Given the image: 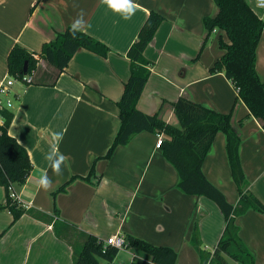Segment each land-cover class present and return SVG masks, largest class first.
Here are the masks:
<instances>
[{
    "label": "crops",
    "instance_id": "obj_1",
    "mask_svg": "<svg viewBox=\"0 0 264 264\" xmlns=\"http://www.w3.org/2000/svg\"><path fill=\"white\" fill-rule=\"evenodd\" d=\"M248 2L264 20V6L257 0ZM135 3L139 7L126 20L101 0H0V83L10 77L8 56L15 44L41 51L57 32L71 26L81 8L86 13L81 27L110 48L106 56L80 48L62 72L41 59L32 81L11 77L14 83L1 95L11 101L8 107L14 112L9 132L26 147L33 166L25 183L14 186L17 200L32 213H24L10 226L12 213L0 210V264H73L85 235L105 240L117 233L171 246L178 255L176 264H201L190 242L195 222L206 249L213 251L221 238L226 224L222 211L212 199L178 188L179 173L156 146L157 133L142 131L118 146L110 158L102 157L121 124L118 101L130 73L129 47L152 10L165 19L145 50L151 73L138 108L179 125L174 102L181 96L223 113L232 110L237 96L223 71H210L222 55L218 38L227 39L226 33L216 29L198 55L207 35L204 17L218 12L214 0ZM256 68L264 79V31ZM248 114L246 104L239 101L232 124L241 135L240 156L248 188L264 203V128L253 115L240 125ZM226 141V134L219 131L203 170L236 204L240 196ZM60 154L66 160L62 173L55 175L50 164ZM96 159V175L90 181L77 178L58 194L60 213L54 214L52 192L74 175L86 176ZM42 174L52 182L48 190L38 186ZM4 200L0 184V203ZM236 222L255 264H264V214L250 209ZM126 253L125 263L119 253L115 260L131 264L134 255L151 259L134 247Z\"/></svg>",
    "mask_w": 264,
    "mask_h": 264
},
{
    "label": "trees",
    "instance_id": "obj_2",
    "mask_svg": "<svg viewBox=\"0 0 264 264\" xmlns=\"http://www.w3.org/2000/svg\"><path fill=\"white\" fill-rule=\"evenodd\" d=\"M214 1L218 12L204 17L207 35L198 55L216 29L226 33L227 39L222 35L218 38L222 55L217 58L210 71H223L233 82L237 96L232 110L227 113L218 112L181 96L174 102V111L179 120V125H174L158 113L148 114L138 108V101L151 73V62L146 58L145 50L165 19L162 14L152 10L129 47L127 54L130 73L123 95L118 101L121 124L110 148L102 157L110 158L118 146L127 144L134 135L142 131L164 134L161 149L179 173L178 188L186 194L212 199L225 218L223 234L213 251L204 247L198 223L195 222L190 242L198 250L201 264H255L253 252L240 236L236 218L250 209L264 214V203L248 188L249 182L240 156L242 139L233 127L232 119L237 103L243 101L249 114L240 120V125L249 115H253L262 121L264 128V79L256 68L257 47L264 31V20L248 0ZM70 27L57 32L55 38L44 43L39 52L29 51L22 45L15 44L8 56L9 76L29 83L41 59L47 60L62 72L80 48L102 56L110 51L107 44L85 31L77 33L76 38H73ZM26 62L27 71H24ZM13 118L14 112L9 107L0 109V184L5 189V200L0 203V210L8 209L12 213L10 226L24 213H32V210L27 209L12 195L11 188L24 184L33 166L26 147L9 132ZM219 131L227 136L228 161L240 196L236 204L228 201L224 192L207 178L203 170L204 160ZM96 161L97 159L86 176L74 175L52 192L54 214L60 213L58 194L65 192L77 178L90 181L96 175ZM124 236L128 248H138L151 256V259H145L134 255L131 264H176L178 255L171 246L155 245L132 234ZM119 252L117 247L104 246V240L98 236L87 234L82 246L74 252L73 264H102L103 261H113Z\"/></svg>",
    "mask_w": 264,
    "mask_h": 264
},
{
    "label": "clouds",
    "instance_id": "obj_3",
    "mask_svg": "<svg viewBox=\"0 0 264 264\" xmlns=\"http://www.w3.org/2000/svg\"><path fill=\"white\" fill-rule=\"evenodd\" d=\"M101 2L107 5L111 10L119 12L124 19H131V17L135 14L137 8L139 7L135 0H101ZM74 8H79L78 3H74ZM86 15L84 10L81 8L77 12V16L74 19L73 23L70 27V34L73 38H76L77 33H82L85 30V27H81L84 24L83 17ZM59 139V137H58ZM47 159H51L50 156L46 157ZM66 157L63 154H60L56 159L55 163L50 164V167L55 175H60L62 173V165L65 163ZM51 180L47 177L46 174H42L39 182V187L44 190H48L51 187Z\"/></svg>",
    "mask_w": 264,
    "mask_h": 264
},
{
    "label": "built area",
    "instance_id": "obj_4",
    "mask_svg": "<svg viewBox=\"0 0 264 264\" xmlns=\"http://www.w3.org/2000/svg\"><path fill=\"white\" fill-rule=\"evenodd\" d=\"M257 2L260 6H264V0H257ZM13 83H14V79L11 77H8L5 81H2L0 83V109L11 105V101L10 100L4 101L1 95L3 94L6 95L8 91V86L12 85ZM163 138H164V134H158V140L156 143L157 147H161ZM11 189H12L13 197L17 199L16 193L14 191V187ZM106 245H112L114 247H117L119 250L125 249L127 247L125 236L120 233L113 234L109 236L108 238H106L104 240V246ZM102 264H119V263L114 259L113 261H103Z\"/></svg>",
    "mask_w": 264,
    "mask_h": 264
},
{
    "label": "rangeland",
    "instance_id": "obj_5",
    "mask_svg": "<svg viewBox=\"0 0 264 264\" xmlns=\"http://www.w3.org/2000/svg\"><path fill=\"white\" fill-rule=\"evenodd\" d=\"M126 249H129L126 247L125 249H121L119 252V257L121 258L122 263H125V258L128 257V254L126 253Z\"/></svg>",
    "mask_w": 264,
    "mask_h": 264
},
{
    "label": "water",
    "instance_id": "obj_6",
    "mask_svg": "<svg viewBox=\"0 0 264 264\" xmlns=\"http://www.w3.org/2000/svg\"><path fill=\"white\" fill-rule=\"evenodd\" d=\"M24 71H27V62L24 65Z\"/></svg>",
    "mask_w": 264,
    "mask_h": 264
}]
</instances>
